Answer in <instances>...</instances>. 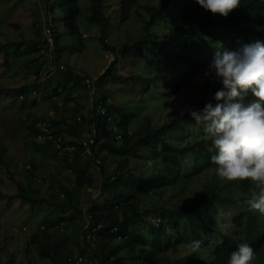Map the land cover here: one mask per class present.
<instances>
[{
	"label": "trees",
	"instance_id": "1",
	"mask_svg": "<svg viewBox=\"0 0 264 264\" xmlns=\"http://www.w3.org/2000/svg\"><path fill=\"white\" fill-rule=\"evenodd\" d=\"M44 2L49 26L32 44L0 43V56H4L5 65L12 66L24 56L47 51V55L42 53L24 62L35 76L34 88H39L40 76L47 70V64L63 72L61 86L66 90L65 105L78 102L79 98L74 97L78 92H90L73 67L61 69L64 68L61 60L86 50L82 19L97 27V39L102 48L116 55L96 79L98 89L108 79L139 83L143 92L149 94L156 86L166 84L162 95L174 96L191 85L199 72L207 70L217 51L236 50L256 40L264 42V0H241L240 6L227 17L203 10L195 0H161L159 5L152 2L143 5L140 0H117L119 31L134 14L141 20L138 34L135 37L126 35L127 40L119 47L108 41L116 11L111 0H90L86 8L82 7L81 0ZM201 11L203 14L196 19ZM36 26L42 28L40 22H36ZM47 28L52 32L51 47L44 39ZM168 46L175 50H167ZM131 55L136 59L151 56L159 62L163 59L171 72L160 68L161 72L152 77L123 75L118 70L119 57ZM8 56H11L10 61ZM175 60L183 63L181 69L173 63ZM29 87L23 85L14 89L23 98L20 108L25 116L21 112L15 114L13 135L9 133L7 121L0 118V166L8 163V149L17 137L29 141L32 166L23 169L27 183L19 184L17 193L11 198L20 199L33 208L41 206L46 213L52 214L42 229L44 242L40 252L43 256H65L66 261L72 254L69 241L67 238L54 241L56 249L51 255V231L75 222L83 213L91 220L92 227H96V247L91 257L98 258L100 264H227L228 254L241 242L253 248L256 254L253 264L264 253V214L249 210L243 203L251 185L248 181H224L214 174L215 165L209 159L214 154L211 142L188 109L162 124L146 116L132 137L130 126L136 113L118 105L113 107L108 102L109 89L104 92L100 89L102 92L95 94L90 117L60 115L66 125L63 128L58 125L57 118L38 117L33 113L30 107L37 106V98L25 97ZM221 87L215 79L203 84L199 98L189 109L200 110L209 101L215 104L212 97ZM52 88L57 92V87ZM101 101L105 114L98 111ZM59 104L49 103L57 113L61 110ZM40 120L49 122L55 129L53 133L63 135L59 145L54 139H39L42 132L37 124ZM86 120L87 130L83 127ZM90 128L97 130V150L93 154L87 153L79 141ZM37 161L53 166L58 174L69 172L67 177L72 185L58 180L57 188L51 185L53 194L42 196L33 181ZM138 162L150 163V171L140 169ZM114 163L117 165L113 166ZM94 171L100 175L99 194L84 212L80 205L83 193L98 184ZM237 191L242 193L239 199L235 195ZM228 211L232 215L230 224L234 232L221 221ZM32 238L38 241L39 234H33ZM83 239L85 243V237ZM192 240L201 241L195 252L189 247ZM181 247H188L186 254L180 252ZM79 249L84 254L83 248Z\"/></svg>",
	"mask_w": 264,
	"mask_h": 264
},
{
	"label": "rangeland",
	"instance_id": "2",
	"mask_svg": "<svg viewBox=\"0 0 264 264\" xmlns=\"http://www.w3.org/2000/svg\"><path fill=\"white\" fill-rule=\"evenodd\" d=\"M140 2L143 5L147 2L159 5L161 0H140ZM89 3L90 0H81V5L84 8ZM111 5L116 8V11L114 12L113 28L108 41L111 45L119 47L127 40L126 35L135 37L138 34L141 20H138L136 14H134L131 20L119 31L117 24L120 21V12L117 0H111ZM139 10L143 12L142 7ZM201 14H203V11L195 18H200ZM36 22H40L42 28L37 27ZM47 22V11L44 0H0V43H18L22 41L26 44H32L37 40L39 33H42V30L49 26ZM81 25L86 32V50L81 54L61 60V63L64 65V68L61 69L73 67L77 75L83 77V79L90 77L96 81L116 58V55L102 48L97 39L99 33L94 24L82 19ZM57 28L60 29L59 26ZM167 50L174 51L175 49L168 46ZM46 52H34L28 57L24 56L19 61L13 62L12 66L5 65L4 56H0V118L3 121H7L8 128L10 129L9 133L12 135L15 114L18 113L20 115L21 112L25 116V111L20 108L23 98L14 92L15 88L23 85L30 86L25 97L37 98V106L30 107L33 113L38 117H55L59 121L58 125L63 128L66 125L60 119V115L70 116L71 114L73 118L85 115L88 118L92 113V109L94 108L92 93L89 92L88 95L86 94V90H82L74 95L75 99L79 98L78 102L72 101L68 105H65L64 96L66 90L61 86L63 72L59 71L57 67H51L47 64L45 66L47 70L40 76L39 88L32 86L35 76L31 70H28L24 61L38 57L42 53L47 55ZM8 60H11V56H8ZM163 61L162 59L159 62L155 57L146 55L139 59H136L132 55L129 57L120 56L118 70L123 75L143 74L150 77L160 73V68H165L167 73L171 72L169 65H167L168 63H164ZM173 63L179 65L178 69H181L183 66L181 61L175 60ZM206 71L199 72L194 77L191 85L184 87L174 96L162 95L166 91V84L156 86L152 89L151 94L144 93L139 83H119L111 79L105 80L99 88L103 92L109 89L108 102L113 107L118 105L129 112L136 113L130 126V130L133 132L132 137H134L137 129L144 123L146 116H149L154 123L162 124L170 117L179 115L182 111L191 108L200 96L201 86L213 79L212 76L205 75ZM48 77L49 80L46 83ZM43 85H46L45 87L47 88L43 89ZM52 87H57V92L52 91ZM30 91L36 92L31 93ZM54 96L55 99H53ZM52 101L60 103L59 107H61V110L59 113L55 112L51 105H49ZM125 109H123V112L126 111ZM87 123L88 121L86 120L83 126L86 130L89 128ZM111 126L113 127L114 124ZM11 138L15 139L14 137ZM13 143L12 145L10 142V146L12 145V147L8 149V163H6V166H0V264H65V256L45 257L40 252V245L44 242L42 240V229L46 219L52 214L50 212L46 213L41 206L33 208L29 204L22 203L20 199L11 198V195L17 193L19 184L25 185L27 183L23 169L32 166L30 164L29 141L20 136ZM181 143H184V140ZM106 160L108 161L109 159L107 158ZM37 162L38 169L35 171L33 181L34 186L41 191L42 196H51L53 194L51 190L53 186L51 185L57 188L55 183L58 180L66 184L68 183L69 186L72 185L71 179L67 177L69 172L62 171L58 174L53 166L42 165V161ZM138 164L140 169H147L149 171L151 169L150 163L143 165L141 162H138ZM116 165L117 163L113 164V166ZM94 174L97 177L98 184L87 191L85 190L81 198L80 205L84 212L92 204V200L98 197L99 194L100 175L97 171H94ZM48 209L51 210V207ZM70 213L74 215L73 210H70ZM87 219L88 216L83 213L79 215L75 222L67 223V226L52 230L51 239L53 243L49 248V253L53 255L55 252L56 246L53 245L54 241L67 238L69 248L72 249V254L81 252L79 249L81 247L84 254L87 255L88 260H91V251H89L83 239L85 236L84 224ZM231 219L232 215L228 211L222 215L221 221L234 232V226L230 224ZM35 233L39 234L38 241H34L32 238ZM187 251L188 247H181L180 252L182 254H186ZM255 264H264V253L255 261Z\"/></svg>",
	"mask_w": 264,
	"mask_h": 264
},
{
	"label": "clouds",
	"instance_id": "3",
	"mask_svg": "<svg viewBox=\"0 0 264 264\" xmlns=\"http://www.w3.org/2000/svg\"><path fill=\"white\" fill-rule=\"evenodd\" d=\"M212 14L227 17L241 0H195ZM205 75L222 85L202 109H188L207 134L214 154V174L228 182L248 181L250 191L243 203L264 214V42L256 40L236 50L217 51ZM183 115V111L181 112ZM239 199L241 192H236ZM200 240L189 247L199 250ZM256 254L247 242L228 254L227 264H253Z\"/></svg>",
	"mask_w": 264,
	"mask_h": 264
},
{
	"label": "built area",
	"instance_id": "4",
	"mask_svg": "<svg viewBox=\"0 0 264 264\" xmlns=\"http://www.w3.org/2000/svg\"><path fill=\"white\" fill-rule=\"evenodd\" d=\"M52 32L49 28L45 30L44 39H47V44L53 46L52 44ZM84 83L87 85L88 90L90 93H92V99L94 101L95 94L99 92L100 94L102 91L98 89L96 85L95 79H92L90 77L84 78ZM94 96V97H93ZM98 111L102 114H105V107L103 106L102 101L98 105ZM38 128L42 132L39 136L40 140H43L45 138L54 139L57 145L62 140L63 135L61 133H53L55 130L54 127H51L50 123L44 120H40L37 124ZM96 136H97V130L96 128H90V130L79 138V141L83 144L84 150L89 153L93 154L95 150H97V143H96ZM84 230H85V243L88 246L89 251H93L96 247V227H92L91 220L88 218L84 224ZM65 264H100V261L98 258H92L91 260H88L87 255L82 254L81 252H76L71 255H68L65 261Z\"/></svg>",
	"mask_w": 264,
	"mask_h": 264
},
{
	"label": "crops",
	"instance_id": "5",
	"mask_svg": "<svg viewBox=\"0 0 264 264\" xmlns=\"http://www.w3.org/2000/svg\"><path fill=\"white\" fill-rule=\"evenodd\" d=\"M87 98H88V96H87Z\"/></svg>",
	"mask_w": 264,
	"mask_h": 264
}]
</instances>
